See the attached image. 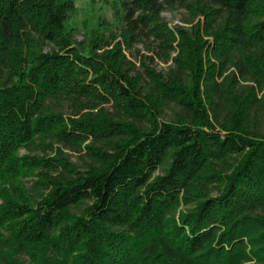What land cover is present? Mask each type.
Returning <instances> with one entry per match:
<instances>
[{"label": "trees", "instance_id": "obj_1", "mask_svg": "<svg viewBox=\"0 0 264 264\" xmlns=\"http://www.w3.org/2000/svg\"><path fill=\"white\" fill-rule=\"evenodd\" d=\"M113 7L0 0V264H264V0Z\"/></svg>", "mask_w": 264, "mask_h": 264}, {"label": "rangeland", "instance_id": "obj_2", "mask_svg": "<svg viewBox=\"0 0 264 264\" xmlns=\"http://www.w3.org/2000/svg\"><path fill=\"white\" fill-rule=\"evenodd\" d=\"M75 11L73 12L72 23L79 29V32L76 34L78 40L82 39V33L84 28H81L83 22L87 25H95L98 20L103 21V25L111 27L110 29L114 32L116 28V16L114 14V5L117 4V0H74ZM183 10L175 11H164L162 16L170 27H173L176 24H182ZM107 23V24H106ZM103 25L100 27L103 28ZM107 33V32H106ZM136 50H139L140 53L144 55H150L153 57V60L146 59V64L154 68L156 71L164 72L167 69V64L162 63L156 55L151 52H147L143 44H138L135 46ZM127 57L133 61H136L135 58L130 55L129 52H125ZM139 65V62H136ZM66 151V150H64ZM21 153H24V150H21ZM72 156V155H71ZM73 161L76 160L74 156L71 157Z\"/></svg>", "mask_w": 264, "mask_h": 264}]
</instances>
